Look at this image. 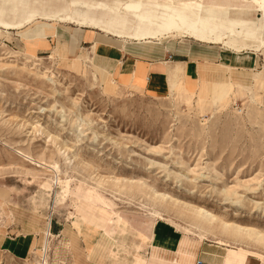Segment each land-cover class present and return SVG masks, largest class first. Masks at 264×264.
Returning a JSON list of instances; mask_svg holds the SVG:
<instances>
[{"label": "rangeland", "instance_id": "374dc122", "mask_svg": "<svg viewBox=\"0 0 264 264\" xmlns=\"http://www.w3.org/2000/svg\"><path fill=\"white\" fill-rule=\"evenodd\" d=\"M226 1L195 7L199 17L218 22L216 31L203 32L219 36L236 28L240 34L227 39L223 53L251 51L264 59L262 12L252 0H236L238 7ZM157 2L0 0V21L15 26H0V264H43L45 241L49 264H69L74 250L52 224L103 232L90 254L106 249L108 238L116 245L115 264L149 258L151 235L161 246L173 245L171 255L191 261L197 246L214 244L223 255V247L241 250L235 264L247 254L264 259V69L245 76V89L236 85L220 103L198 92L204 82L233 75L225 68L217 72H228L226 78L203 74L187 92L154 97L114 83L84 58L95 57L92 47L72 60L59 46L62 55L38 56L21 34L48 33L52 25L92 29L90 22L122 35L198 32L181 23L194 17L180 7L190 0H178L172 11ZM102 34L105 42L119 40ZM198 208L261 235L203 223Z\"/></svg>", "mask_w": 264, "mask_h": 264}, {"label": "crops", "instance_id": "0c3cea01", "mask_svg": "<svg viewBox=\"0 0 264 264\" xmlns=\"http://www.w3.org/2000/svg\"><path fill=\"white\" fill-rule=\"evenodd\" d=\"M14 22L23 23L25 21ZM0 23L5 22L0 21ZM109 25H113L111 21ZM50 29H52L51 32L46 33L43 30L42 33L40 32V34L33 37L30 34L31 30L22 32V36L26 38L28 50L38 56L45 54H50L49 56H51L60 47L61 50H65L64 55L66 58L72 60L82 49L92 47L95 51V57H89L90 62H93L98 70L109 73L114 79V83L117 81L118 84L130 92L146 93L154 97L170 96L175 92H187L185 86L199 82L203 74H207L211 80L226 78L229 76L228 72L224 71L223 74L217 72L219 68H225L230 72L232 71L233 75L224 81L215 83L204 82L199 87L198 92L200 96L212 95L214 100L221 98L223 102L229 94L226 90L231 81L236 84L246 85L245 76L249 78L251 73L264 69V59L251 51L244 52L241 55L225 53L226 51L223 53V49L229 48L227 39L237 37L240 34L238 32L235 36L228 34L224 44L217 45L200 43L191 38L172 39L164 43L160 40L138 42L125 37L117 38L113 36L119 40L117 42L106 40L105 42L103 38H106V36H103V32L100 34V31L94 28L75 26L67 30L66 28H57L52 25ZM246 29L250 31L245 28L244 34H249ZM3 30L4 32L8 31L6 34L11 35L16 29ZM207 35L211 37L218 36L216 32H207ZM18 36L20 37V35ZM122 39L124 41H121ZM263 43L264 41L262 45ZM177 68L181 69V72L176 75L175 69ZM235 87L236 85H234ZM55 225L53 226L52 224L51 231L55 230V232L67 238L74 250L72 258L68 262L69 264H115L112 261V257L116 258L118 256L114 250L116 245L108 238L106 239V249L99 250L95 255L90 254V247L97 244L103 232L89 234L88 231L83 229L82 234H79L73 227H63L62 229L61 224ZM158 238V235L156 237L151 235L146 240L144 237L145 241L152 242V254L149 258L136 255L132 264H198L199 262L202 264H235L237 255L241 253L239 249L234 250L229 249V247H223L226 248V255H223L219 248L221 246L217 244L208 247L202 245L196 247L195 260L191 261L190 258L180 257L178 251L171 255L170 253L174 252V246L171 244H162L163 246H161ZM37 246L40 247L42 245L41 243H34L33 248L35 249ZM228 258L231 260L230 262H227ZM118 264H121V262H118ZM242 264H264V259L247 254Z\"/></svg>", "mask_w": 264, "mask_h": 264}, {"label": "bare ground", "instance_id": "6f19581e", "mask_svg": "<svg viewBox=\"0 0 264 264\" xmlns=\"http://www.w3.org/2000/svg\"><path fill=\"white\" fill-rule=\"evenodd\" d=\"M149 1H152V2L158 1L157 4L161 3L160 0H149ZM210 1H214V0H210ZM229 1L232 2V0H228L226 2H229ZM252 1H253V4L262 12V23H263L264 22V0H252ZM164 2H165L164 5H165L166 10L174 9V7H176L177 4H179L178 0H164ZM208 2H209V0H190L189 4L180 5L182 10L191 12L194 15L193 18L184 16L182 18L183 21L181 23L184 24V25L189 26L190 28H197V31H198V32H193L192 30L191 31H185V32H183L184 35L181 38H184V39L185 38L186 39L187 38H191V39H194V40H196V41H198L200 43H205V44H217V45L220 44L221 45V44H224V40H225V38H226V36L228 34L233 35V36H235L237 34L236 28H230V29H228V31L226 33H223V34H221L219 36H216V37H209V36L205 35V33L203 31H205L207 29H212L213 31H216V27H217L218 22L217 21H213V20H211L209 18L199 17V15L195 12V7H204V6L206 7L208 5ZM233 3H234L235 6L238 7V5L236 3V0H233ZM166 14L163 15V20L169 19V20L172 21L173 17H169ZM45 19L46 20H50V21H55V22H58V23H63V24L64 23H69V24H76V25H79V26L87 25L84 22H76L72 17H68V16H48ZM0 26H2L3 28L4 27L5 28L15 27L14 25L8 24V23H0ZM89 26H92V28H94L96 30H99L100 32L108 33L109 35L115 36L117 38H124L125 37V38H129L131 40L138 41V42H142V41H145V40H160V41L164 42V40L178 39V35H175L172 32H168L167 35H163V34L159 35L157 33L156 35H153V36H145V35H143V36H139V35L134 36V35H127V34H125V35L124 34L123 35L122 34H114V33H111V32H109L107 30L105 32L103 28H99L98 26H96L93 23H89ZM263 46H264V43H263ZM94 47H96V46H94ZM57 54H58V56L62 55V53H61V51H59V49L57 50ZM61 57H63V56H61ZM63 58L65 59V57H63ZM84 58L90 60L88 58V56H85ZM45 72H47V71H45ZM180 72H181V69H179V68L175 69V74L176 75L179 74ZM51 75H50L52 77L51 79H53V81H54L56 79V77H55L54 74H51ZM234 85L241 86V88L245 89V84L244 85H240V84L233 83L231 81L229 83L228 89L226 91H228L230 93L232 91V89L234 88ZM221 100H222L221 98H217L214 101L220 103V102H222ZM37 164H39V163H37ZM44 165H46V164H44ZM88 166H91V165H88ZM163 198H165V197H163ZM195 215L203 223H216V222H218L225 228L233 229V230H235V231H237L239 233H246V235L249 236V237H259L261 235V233L259 231H255L253 229L242 228V227H238V226H234V225L230 227V225L224 223L221 219L217 218L216 216L210 214L209 212H207V211H205L203 209H199V208L196 209L195 210ZM50 235H51V233H50ZM50 235L48 234L47 236H50ZM46 243L47 242L45 241L44 250L41 251L42 252V256L44 255L43 264H49V261H50V255H49L50 252L48 253L49 244L48 243L46 244ZM34 259L37 260L36 257H34ZM237 264H242V262L238 261Z\"/></svg>", "mask_w": 264, "mask_h": 264}, {"label": "built area", "instance_id": "2783aa9c", "mask_svg": "<svg viewBox=\"0 0 264 264\" xmlns=\"http://www.w3.org/2000/svg\"><path fill=\"white\" fill-rule=\"evenodd\" d=\"M198 264H202L201 262H199Z\"/></svg>", "mask_w": 264, "mask_h": 264}]
</instances>
